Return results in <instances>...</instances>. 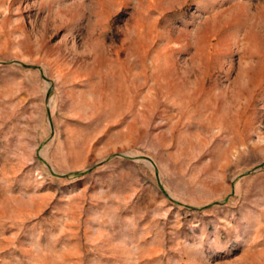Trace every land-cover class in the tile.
I'll return each instance as SVG.
<instances>
[{"label": "rangeland", "instance_id": "1", "mask_svg": "<svg viewBox=\"0 0 264 264\" xmlns=\"http://www.w3.org/2000/svg\"><path fill=\"white\" fill-rule=\"evenodd\" d=\"M0 264H264V0H0Z\"/></svg>", "mask_w": 264, "mask_h": 264}]
</instances>
